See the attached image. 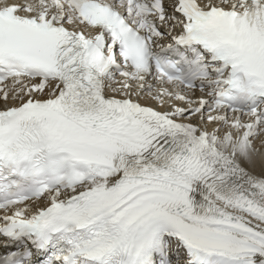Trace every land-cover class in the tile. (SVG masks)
<instances>
[{"label":"snow or ice","instance_id":"1","mask_svg":"<svg viewBox=\"0 0 264 264\" xmlns=\"http://www.w3.org/2000/svg\"><path fill=\"white\" fill-rule=\"evenodd\" d=\"M0 264H264V0H0Z\"/></svg>","mask_w":264,"mask_h":264}]
</instances>
